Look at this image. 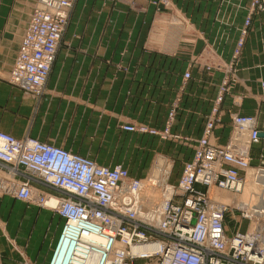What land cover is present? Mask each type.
Segmentation results:
<instances>
[{
	"label": "crops",
	"instance_id": "1",
	"mask_svg": "<svg viewBox=\"0 0 264 264\" xmlns=\"http://www.w3.org/2000/svg\"><path fill=\"white\" fill-rule=\"evenodd\" d=\"M135 1L139 7L126 0H75L44 92L34 97L11 84L9 73L36 0H0V131L102 166H127L132 176L147 149L143 137L176 141L188 147L191 160L219 94L210 143L228 142L235 114L254 116L262 127L264 11L246 23L251 0H214V8L213 0H170L168 9L157 0ZM167 16L187 32L179 35ZM63 224L49 207L0 194V264H49Z\"/></svg>",
	"mask_w": 264,
	"mask_h": 264
},
{
	"label": "built area",
	"instance_id": "2",
	"mask_svg": "<svg viewBox=\"0 0 264 264\" xmlns=\"http://www.w3.org/2000/svg\"><path fill=\"white\" fill-rule=\"evenodd\" d=\"M74 1H36L9 73L11 84L34 97L43 94ZM248 11L246 23L253 12L264 11V0H251ZM260 88L264 103V79ZM213 123L210 117L178 183L166 189L170 197L154 222L137 217L141 183L122 165L102 166L52 144L27 136L16 139L2 131L0 194L49 207L64 218L49 264H136L138 260L144 264H264V151L256 166L251 153L253 145H264V137L259 136L264 124L259 127L254 116L235 114L230 139L215 145L209 141ZM122 128L148 130L143 125ZM248 170L259 182V201L241 208L212 197V189L239 191ZM51 199L55 203L50 204ZM233 210L249 223L246 230L238 227L229 234L225 218ZM63 239L71 242V248L55 260ZM150 242L161 243L159 250L131 253L133 245Z\"/></svg>",
	"mask_w": 264,
	"mask_h": 264
},
{
	"label": "rangeland",
	"instance_id": "3",
	"mask_svg": "<svg viewBox=\"0 0 264 264\" xmlns=\"http://www.w3.org/2000/svg\"><path fill=\"white\" fill-rule=\"evenodd\" d=\"M126 1L130 6L139 7L136 4L135 0H126ZM155 3L162 5V7L164 9L170 8L169 6L171 4L170 0H157V1H155ZM211 3H212L213 8L217 6L215 4L214 0L211 1ZM140 8H141V6H140ZM167 17L166 18L168 19V21L170 23L169 26H172L173 28H175V30L178 31L179 35H181L184 31L187 32L186 29L183 31L181 30L184 27L183 26L184 24L181 23L182 21H179L177 18H174L171 16H167ZM186 27L187 26H185V28ZM179 28H181L180 31H179ZM155 34H156V30L153 33V38L157 40V37L156 36L154 37ZM184 36L186 38H188L187 34H185ZM167 45H170V44H166V46ZM218 96L219 95H217V97L215 99V103L213 105L212 112L210 115V117H212V119L214 121L213 127L216 123L219 122V109H218L219 101H217ZM152 131H155L157 133L156 129H153V128H148V130L146 132H140V133H149V134H153V135L156 134V133H151ZM143 142H144V145L147 147V149H142V152L140 153V156L142 158V164L141 165L138 164L134 167L135 169H133L134 170L133 173L131 172V174H133L134 176L132 175L130 177L140 180V183L142 182V188H141V192H140V202H141L140 205L142 207V211L149 212L150 210H155L162 203V201L164 199H165V201L167 199H169L170 195L168 194L169 192L166 189L169 188V186H174L178 183V180H177L178 175L181 172L182 166L186 163V160H187L190 152H189L188 147H184V149H182V147H179L180 144H176L175 143L176 141L175 142H167V140L163 141L159 137H145V138L143 137L141 139L140 143H143ZM262 151H264V145H262L258 149H255L254 151H252V165L253 166H256L259 164L260 154L262 153ZM132 162H133V160H132ZM164 163L169 165L170 174L168 172V175L164 181H162L159 178L156 182H153V183L150 182L151 178L160 177L159 176V174H160L159 170L161 169L160 165H163ZM157 167H158V169H157ZM164 167H165V165H163V168ZM125 168L128 170V173H129L128 167L126 166ZM136 176H138V177H136ZM146 187L150 188L149 189L150 195H148L146 193V191L144 192V189ZM38 188L43 190L40 187H38ZM213 190H215V189H212L211 191H213ZM44 191H47V190H44ZM50 191L52 192L51 189H50ZM143 192L145 193V196H147V195L149 196V197H145L148 199H152V195H153L154 196L153 202L150 203V202H148L147 199L143 198V196H142ZM220 192H222V194L231 195L233 197V202H232V204H230L231 206L236 205L238 202L249 203L250 199H251V201H254L256 199L255 195H253V197H250V194H247L243 197L241 189H239V191H236V192H230V191H220ZM218 199H219V197L216 198V200H218ZM237 206L238 205H236V207ZM241 218L242 217L240 215H238L235 210L228 212L226 214L225 225H226V230L228 231L229 234L232 233L233 231H235L236 229H238V227L240 228L241 231H244L247 229L249 222L245 219L241 221ZM139 219H141V218L139 217ZM238 220L241 221L240 224H237ZM137 263L138 264H144L143 261H140Z\"/></svg>",
	"mask_w": 264,
	"mask_h": 264
},
{
	"label": "bare ground",
	"instance_id": "4",
	"mask_svg": "<svg viewBox=\"0 0 264 264\" xmlns=\"http://www.w3.org/2000/svg\"><path fill=\"white\" fill-rule=\"evenodd\" d=\"M163 165H165V167L163 168ZM163 165H160V174L159 176L160 177H154V178H151L150 179V182H156L159 178L164 181L168 175V172H169V165L167 164H163ZM158 169V167H157ZM240 184L238 185L237 189H241L242 191V196L244 197L245 195L247 194H250V197H253V195L256 196V199L257 201L260 200V196L259 194L261 193V188H259V182L254 178V176L252 175L251 173V170H248L247 172V175H246V179L242 182H239ZM151 184V183H150ZM141 188H142V182H141V187H140V191H139V194H138V198H139V202H140V192H141ZM146 189V190H145ZM144 189V192L146 191V193L148 195H150L149 193V187L145 188ZM142 193V196L143 198L145 197H149L148 195L145 196V193ZM236 192V191H235ZM211 195L214 199H216L217 197H219V201L223 202V203H226V204H232L233 202V197L231 195H227V194H222V192H220L219 190H213L211 191ZM263 195H264V192H263ZM153 195H152V199H148V198H145L148 200V202H153ZM237 198V197H236ZM150 200V201H149ZM165 202V199L162 201V203L155 209V210H150L149 212H144L142 211V207L140 209L137 210V217L141 218L142 221H145V222H154L156 220V218L158 217V214H159V211L160 209L162 208V205L163 203ZM253 201H249V203H246V202H238L236 205L240 206L241 208H246V207H249L250 204H252ZM50 204H53L55 203L53 199H51L49 201ZM141 204V202H140ZM234 205V206H236ZM161 246V243H158V242H150V243H145V244H140V245H133L132 248H131V253L134 254V255H141V254H145V253H149V252H154L156 250H159V247ZM71 248V242L67 239H63L61 242H60V245H59V248L57 250V253H56V257H55V260H59L60 258L62 259L67 252H69Z\"/></svg>",
	"mask_w": 264,
	"mask_h": 264
},
{
	"label": "water",
	"instance_id": "5",
	"mask_svg": "<svg viewBox=\"0 0 264 264\" xmlns=\"http://www.w3.org/2000/svg\"><path fill=\"white\" fill-rule=\"evenodd\" d=\"M259 136H260V137H264V132H263V131H260V132H259Z\"/></svg>",
	"mask_w": 264,
	"mask_h": 264
}]
</instances>
